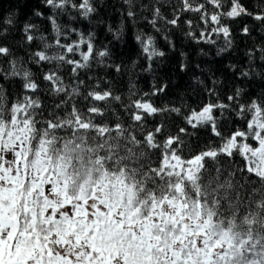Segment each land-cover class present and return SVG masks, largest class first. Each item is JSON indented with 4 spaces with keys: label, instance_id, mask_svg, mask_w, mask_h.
Segmentation results:
<instances>
[{
    "label": "snow or ice",
    "instance_id": "obj_1",
    "mask_svg": "<svg viewBox=\"0 0 264 264\" xmlns=\"http://www.w3.org/2000/svg\"><path fill=\"white\" fill-rule=\"evenodd\" d=\"M123 5L174 51L173 29L197 44L222 37L219 55L235 28L249 63L228 65L229 92L212 80L196 107L153 102L172 94L167 83L125 103L88 74L93 64L119 73L106 60L121 53L59 22L103 23L110 3L17 0L40 24L17 39L14 17L0 22V264H264V0ZM107 30L122 41L123 23ZM133 39L146 71L166 56L156 35Z\"/></svg>",
    "mask_w": 264,
    "mask_h": 264
},
{
    "label": "trees",
    "instance_id": "obj_2",
    "mask_svg": "<svg viewBox=\"0 0 264 264\" xmlns=\"http://www.w3.org/2000/svg\"><path fill=\"white\" fill-rule=\"evenodd\" d=\"M38 2L39 0H31V3ZM106 2L113 7L106 15L101 17L103 23H97L96 20H93L90 24L88 20L82 19L70 22L67 16L61 17L59 22L62 27L71 26L77 27L81 31H94L97 46H100V42H103V44H108L114 53L117 51L121 53L119 58L114 55L111 59L106 60V63L120 64L121 71L119 73L115 72L114 68L93 64L88 74L93 77V80L99 78L101 81L100 87H110L111 91L115 95H120L125 103H127V98L131 93L142 97L143 93L152 90L153 85L158 87L160 83H167L169 88L172 89V94L151 97L153 102L167 104L171 101L177 105L183 102L187 106L196 107L197 103L205 96V86L211 85L212 80L219 81L216 84V89L221 97L229 92L231 87L229 80L233 74L227 68L228 65L235 64L239 69L246 67L249 63L245 54L247 51L245 43L237 35L235 28H233V48L219 55H217V52L224 47L222 37L217 38L215 45L197 44L183 35L186 26H182L181 29H173L171 32L164 34H167L169 39L177 43V50L174 51L167 47L163 35L155 33L147 20L138 18L136 24H133L131 20L123 15L126 7L123 5V0H106ZM8 16L14 17L17 22L15 24L17 39L22 37L20 29H22L24 23L40 24L39 18L32 15L30 8L21 9L17 6V0H0V22ZM122 23L124 29L122 41H115L113 40V34L108 32L107 29L111 26L113 32H116L120 29ZM41 26L45 27V25ZM46 27L47 31L44 34L51 40L54 35L51 25L47 24ZM138 31L156 35L158 48L166 53L164 58H158L157 62L162 60L160 67H157V62H153L152 70H145L147 62L138 54V45L133 39ZM73 38H75V34H73ZM258 39L259 36L254 32L253 39L247 40V43L251 46ZM109 41L112 43H109ZM180 52H184L185 56H180ZM179 63L187 65L185 71L180 72L178 70L177 65ZM197 64L200 65L199 68L195 67ZM209 71L213 73L210 78L208 76ZM236 76V86L245 88L246 91L253 90L247 88L241 82L238 72ZM197 78L204 81V84H199ZM103 81H108L109 84L105 85ZM253 87L256 90L259 89L258 85Z\"/></svg>",
    "mask_w": 264,
    "mask_h": 264
}]
</instances>
